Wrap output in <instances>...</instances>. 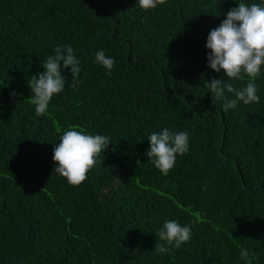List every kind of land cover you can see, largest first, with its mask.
Segmentation results:
<instances>
[{
    "label": "trees",
    "instance_id": "1",
    "mask_svg": "<svg viewBox=\"0 0 264 264\" xmlns=\"http://www.w3.org/2000/svg\"><path fill=\"white\" fill-rule=\"evenodd\" d=\"M238 3L264 7L0 0V264H248L245 249L264 264V65L258 102L225 113L235 95L213 100L208 85L249 82L208 66L209 33ZM57 46L74 50L81 71L74 81L62 67L64 89L37 116L28 82ZM100 50L114 59L111 75L95 62ZM164 128L189 138L166 176L146 155ZM66 130L110 141L79 186L54 171ZM168 220L191 237L159 254Z\"/></svg>",
    "mask_w": 264,
    "mask_h": 264
},
{
    "label": "clouds",
    "instance_id": "2",
    "mask_svg": "<svg viewBox=\"0 0 264 264\" xmlns=\"http://www.w3.org/2000/svg\"><path fill=\"white\" fill-rule=\"evenodd\" d=\"M165 3L166 0H138V5L143 10L155 9ZM206 47L211 50L208 54V66L211 69L216 72L223 70L225 77L229 79H243L244 75L249 77L246 86L239 90L224 79L208 82L213 100L223 99L226 92L235 95V99L225 100L223 112L227 113L230 108H235L238 101L245 105L258 102L257 86L253 81L260 75L261 66L264 65V7L238 3V7L228 11L220 26L210 31ZM54 53L55 55H50L44 63V71L38 76L34 75L31 82H28L32 93L31 103L35 105L37 116L45 114L54 94L64 89L62 67L66 69L70 66L74 81L81 71L80 61L70 46H57ZM95 62L107 69V74L111 75L115 63L113 58L106 57L104 51L100 50L96 53ZM12 95H15V92ZM148 140L150 148L146 155L165 176L174 167L177 155H184L189 150L186 132L174 134L164 128L159 133H152ZM109 144V138L104 135L66 130L54 148V171L66 178L69 185L79 186L87 179V173L95 165L97 155ZM158 237L168 245L166 247L165 244L156 243V252L162 254L171 251L173 247L179 249L190 239L191 231L188 226L168 220L159 230ZM241 258L251 264L248 250H241Z\"/></svg>",
    "mask_w": 264,
    "mask_h": 264
}]
</instances>
